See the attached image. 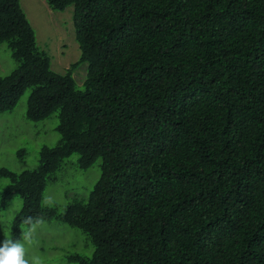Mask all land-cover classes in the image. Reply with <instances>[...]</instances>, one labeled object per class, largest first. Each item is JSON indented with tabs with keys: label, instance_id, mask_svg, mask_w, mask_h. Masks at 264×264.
I'll return each instance as SVG.
<instances>
[{
	"label": "trees",
	"instance_id": "1",
	"mask_svg": "<svg viewBox=\"0 0 264 264\" xmlns=\"http://www.w3.org/2000/svg\"><path fill=\"white\" fill-rule=\"evenodd\" d=\"M45 1L74 6L81 56L64 72L20 1L0 0L16 62L0 113L29 90L26 119L58 114L35 167H0V209L22 201L12 238L54 220L90 239V256H66L77 264H264V0ZM72 154L83 170L101 159L100 176L58 212L44 189Z\"/></svg>",
	"mask_w": 264,
	"mask_h": 264
},
{
	"label": "rangeland",
	"instance_id": "2",
	"mask_svg": "<svg viewBox=\"0 0 264 264\" xmlns=\"http://www.w3.org/2000/svg\"><path fill=\"white\" fill-rule=\"evenodd\" d=\"M19 1L35 32L36 43L48 53L54 71L64 72L80 59L81 50L75 37L72 4L63 10H54L45 0ZM15 66L11 51L6 43H1L0 75L9 73ZM87 67V62L80 61L73 71L79 89H84ZM28 95L29 90L21 96L13 110L0 113V167L17 172L35 167L38 163V150L44 145L54 146L59 140L55 130L57 112L37 122L26 119ZM20 149L25 150L22 155L18 153ZM77 159L78 155L72 154L65 159L62 168L52 174L44 189L43 205L55 207L58 212H62L73 199H87L100 176L101 159L84 170L76 166ZM7 183V178H0V190ZM21 203L20 196L15 194L10 204L0 209V243L5 236L12 237L11 222ZM26 231L30 232L32 240L26 246L28 256L40 258L42 264H77L66 256L75 253L90 256L93 251V245L85 233L59 221H41L25 228L23 234Z\"/></svg>",
	"mask_w": 264,
	"mask_h": 264
},
{
	"label": "clouds",
	"instance_id": "3",
	"mask_svg": "<svg viewBox=\"0 0 264 264\" xmlns=\"http://www.w3.org/2000/svg\"><path fill=\"white\" fill-rule=\"evenodd\" d=\"M17 213L14 215L12 223ZM30 221L31 218H27L25 222L29 223ZM22 234L21 232L18 239L5 236L4 241L0 243V264H42L40 258H29L28 256V249L26 246L32 243L30 232L26 231L23 235Z\"/></svg>",
	"mask_w": 264,
	"mask_h": 264
}]
</instances>
